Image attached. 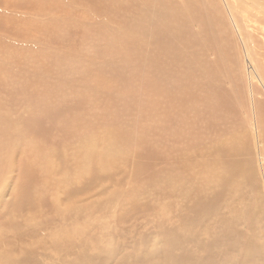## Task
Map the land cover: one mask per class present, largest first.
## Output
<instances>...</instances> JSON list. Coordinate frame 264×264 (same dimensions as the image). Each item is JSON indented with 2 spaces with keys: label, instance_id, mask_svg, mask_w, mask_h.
Returning a JSON list of instances; mask_svg holds the SVG:
<instances>
[{
  "label": "rangeland",
  "instance_id": "1",
  "mask_svg": "<svg viewBox=\"0 0 264 264\" xmlns=\"http://www.w3.org/2000/svg\"><path fill=\"white\" fill-rule=\"evenodd\" d=\"M240 1L236 17L248 10ZM160 9L174 10L170 0H0V264L11 252L14 264H69L81 237L102 264L129 253L145 264L171 241L195 253L205 243L219 264L233 253L264 264V88L251 90L234 30L219 22L226 11L211 10L218 22L196 36L207 46L198 60L220 71L209 81L193 68V28L181 33L190 45L159 38ZM64 241L71 257L54 248Z\"/></svg>",
  "mask_w": 264,
  "mask_h": 264
},
{
  "label": "bare ground",
  "instance_id": "2",
  "mask_svg": "<svg viewBox=\"0 0 264 264\" xmlns=\"http://www.w3.org/2000/svg\"><path fill=\"white\" fill-rule=\"evenodd\" d=\"M217 1L219 2V4L221 6L217 2H215L214 5H212L213 3L209 5L210 1L208 2V1H204V0H170V3L172 5V7L174 8V10L172 12L160 9V11H156L153 14L155 16V22L153 24L154 30L157 31L159 38L162 37L165 39L173 40L175 45H173L171 47L176 48V42L179 43V46H183L184 44L189 43V40L186 39L185 37L181 36V33L183 34V32L185 33V30H189V29L193 28L194 30H191V31H194L193 33L191 32L193 34V39H192L193 41L192 42H193V44H195L196 50L191 55L195 54L194 56H192V59H193V62H196V64L194 66L191 65L190 62H189V64L191 66H193L194 69L198 70L200 74H201L200 71H202V72L206 71L207 75L205 73L202 74L203 78L205 76L206 79L208 78L210 81V79L212 80L213 78L218 77L220 71L214 69L215 65H214V67L213 66L211 67L210 62L208 61L209 58L204 59L205 56H203L204 58H201V59H203L205 61L207 60L204 63L203 62L201 63V61L198 60V58H197L198 54L197 53H199V48H201L202 51H205L207 46H205V43L203 46H202V44H199L198 42L200 40L197 42L196 36L197 35L200 36L202 34L203 30L208 27V24L212 22V18H213L212 16L215 17L214 13H213L214 15H212L211 10L214 12V11H218V7L222 8V10H219V12L225 13V11H226L227 14L225 13L224 19H222L223 16L220 17V15H219V17H220V19L218 17L219 22H220V20H222L221 23L223 22V29L226 31L227 27H228L227 21H229L231 28H233V30H234L233 33L235 35L234 34L233 35L235 38L234 37L233 38L235 39L234 40L235 42L233 44V50H234L233 52L237 53V52L241 51V55H242L241 58L246 60V62H247L246 63L247 64L246 74L249 78L251 90L254 93V91H253L254 90L253 89V83L254 82L256 84L260 83V86L264 88V74L262 73V71L260 69V67L263 65L260 66V63L257 61L258 59H257L256 54H260V53H256V51H255V50H260V49L264 50V0H242V4H244L246 6V8H248V10L247 9L245 10V8H244V11H242L244 13H242V15H238L239 13L237 11L236 12L238 13L237 17H239V16L243 17V19H242V21L244 20L243 23L240 22L239 20H241V19L238 20V18L235 15V10H237L236 7L241 2L240 0H217ZM162 11H164V14ZM238 11L241 12V10H238ZM248 11H249L250 16L247 15ZM208 12L210 13L211 17L209 16ZM258 13H259V16H258ZM216 16H217V13H216ZM253 18H255V19L253 20ZM215 19H216V17H215ZM218 19H216L217 22H218ZM207 20H210V21L206 22ZM201 21H202V23H200ZM251 21L255 22V23L259 22V24H252ZM217 22H216V25H217ZM244 23L246 25L243 26L242 24H244ZM165 25H167V26L164 27ZM211 26L213 27V25H211ZM218 26H219V24L216 27H218ZM220 27H222V26H220ZM165 28H169L171 31L174 30V33H172L173 37H170V35H169L170 33L169 34L167 33L168 35H166V33L163 32L164 31L163 29H165ZM252 28H255L256 30H260L262 37L260 35L259 38H257L255 35H252V33H254ZM219 29L222 30L221 28H219ZM171 31H169V32H171ZM157 33H155V34H157ZM216 33L218 34V32H216ZM228 35H230V34H228ZM249 36L255 37L256 40L252 37L250 38ZM219 37L221 38V35H219ZM224 37H222V38H224ZM227 37H229V36H226V40H224V42L227 41ZM252 39H254L255 41H253ZM236 41L238 42L237 43L238 45L240 44L239 46L236 44ZM189 45H190V43H189ZM183 48H186V47H183ZM235 48H237V49H235ZM217 49H219V51H220V48H217ZM202 51H200V52H202ZM206 51L210 57V54L213 53L215 50H213V52H212L208 48ZM224 52H225V49H224ZM204 55H205V53H204ZM199 57H201V56H199ZM219 58L221 59V57H219ZM185 59L186 58H184L182 62H184ZM197 60H198V62H197ZM222 61L223 60H221V61L219 60L221 65H222ZM261 63H262V61H261ZM197 72L195 71L194 73H197ZM199 73H197V74H199ZM220 77H223V76H221V74H220ZM196 79H197V77H196ZM206 82H208V81H205V83ZM187 84H189V83H187ZM193 85L195 87V84H193ZM214 85L216 86V84H213L211 87L212 89H213V87H215ZM197 86H198V84L196 85V87ZM191 87L193 88V86H191ZM207 87H209V86H207ZM188 88H190V87L188 86ZM211 88L209 90H211ZM216 89L214 91H212V93L220 90V88H218L219 90H216ZM190 90L192 91V89H190ZM209 90H208V92H209ZM191 91H190V93H192V95H193V92H191ZM199 92H201V90H199ZM204 95H206V93ZM200 97H202V96H200ZM175 101H176V99H175ZM197 112H198V110H197ZM260 160L262 161V157H260ZM262 164H263V166L260 167V169L262 170L261 172L263 174L264 173V163H262ZM82 236H84V235H82ZM175 237H172V235H171V238H175ZM79 240L81 241L80 252L78 251L76 258L73 261L71 260L69 262V264H102V262H103V258H102L103 255H101L102 251H101V253L95 254V253H93L94 252L93 248H92V251H90L91 250V249H89L90 244H86L84 237L79 238ZM234 240H235V238L232 240V242L227 244V246L224 245V246H226V248H228V251L229 250H231V252L237 251V248H236L237 243H233ZM224 244H226V243H224ZM162 245L161 244L158 245V243H157L156 246L154 247V249L150 253L145 255V261H147L145 264H219L217 262L212 261L213 259L210 260L213 253L211 254V252L209 250V249H211V248H209L210 246L209 247L204 246L205 243L203 244V246L201 245L202 247L198 246L199 250L197 253L191 252V251L190 252L184 251L186 249H184V246H182L183 244L182 243L178 244L177 241H174V242L171 241L167 247H165V243H164V247ZM180 245L183 247L184 250H182V247ZM184 245H185V243H184ZM60 246L61 247L57 248V247H54V245L53 246L51 245L52 248L54 247L56 249L63 250V252L66 251L67 252L66 254H68V255L70 254L69 253L70 249L67 247L66 241H64V243L63 242L60 243ZM191 247H193V246H191ZM222 247L223 246H221V248ZM226 248H222V250L226 249ZM95 249H96V247H95ZM98 249H97V252L100 251V249L99 250ZM238 249H239V245H238ZM226 251H227V249H226ZM60 252H62V251H60ZM115 253H116V251H113V254H115ZM236 253H238V252H236ZM11 254H12V252H11ZM11 254H8L9 260L6 258L7 260L5 259V261H8V262H5L4 264H14L13 260L12 259L10 260ZM8 255L6 257H8ZM224 255H223V257H227L228 254H226V256H224ZM115 256H117V254ZM137 256H139V257H137ZM69 257H71V256L69 255ZM141 257H142L141 255L134 256V255L129 253V255H127V256L123 257L121 260H119L118 263H120V264H140L139 259ZM217 257H219V256H217ZM217 257H213V258L218 259ZM17 259L19 260V262H18L19 264H30L28 262L27 257H25V258H23V257L19 258L18 257ZM223 260H225V259L223 258ZM240 260H239L238 254L234 255V253H233L231 255V258L226 259L225 261H223V263L224 264H249V262H252V261L253 262L251 264L254 263V259H252V258L249 260V262H243L242 263ZM261 261H263V260H261ZM221 262H222V260H221ZM65 264H66V262H65ZM257 264H259V263H257Z\"/></svg>",
  "mask_w": 264,
  "mask_h": 264
}]
</instances>
